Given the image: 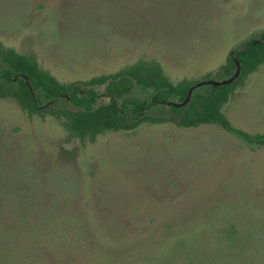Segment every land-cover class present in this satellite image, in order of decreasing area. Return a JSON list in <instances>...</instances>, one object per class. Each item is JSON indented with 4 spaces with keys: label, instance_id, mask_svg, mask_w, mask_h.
Returning <instances> with one entry per match:
<instances>
[{
    "label": "rangeland",
    "instance_id": "1",
    "mask_svg": "<svg viewBox=\"0 0 264 264\" xmlns=\"http://www.w3.org/2000/svg\"><path fill=\"white\" fill-rule=\"evenodd\" d=\"M263 34L264 0H0L3 48L31 54L61 83L82 87L139 58L159 62L175 83L225 79L218 71L231 51ZM94 89L102 95L98 104L108 103L105 85ZM151 92L135 86L128 97ZM42 105L76 110L68 97ZM224 112L252 139L264 136V65ZM144 115L180 120L164 104ZM61 183L70 186L62 196ZM29 188L44 198L68 197L70 206L82 197L94 214L116 215L127 231L135 228L130 217H139L144 235L169 218H196L206 224L196 232L203 240L208 230L204 249L215 264L264 263V145L216 127L143 124L82 142L67 140L53 117H29L12 99L0 100V195L26 197L35 192ZM234 224L239 247L253 245L241 256L217 235Z\"/></svg>",
    "mask_w": 264,
    "mask_h": 264
},
{
    "label": "trees",
    "instance_id": "2",
    "mask_svg": "<svg viewBox=\"0 0 264 264\" xmlns=\"http://www.w3.org/2000/svg\"><path fill=\"white\" fill-rule=\"evenodd\" d=\"M235 60L241 67V75L235 82L208 85L205 93L196 92L195 87L189 103L176 106L170 103L185 102L191 87L198 82L186 78L171 81L155 60L136 59L114 74L82 82V87L78 82L61 83L41 67L35 56L14 48L4 49L0 43V100L12 99L29 117H53L61 123L67 140L95 143L106 133L133 131L143 124L172 123L185 129L216 127L240 136L249 144L264 145L263 135H256L254 139L258 142H255L248 133L235 128L224 112L238 88L264 65V34L232 50L218 75L225 79L234 75ZM104 85L108 103L99 105L102 95L94 87ZM135 86L152 92L143 99L128 97ZM60 97H68L76 110L49 111L43 107L42 100ZM155 104L169 105L180 120L144 115ZM1 183L4 185V179ZM69 187L61 183V196ZM32 190L33 194L14 199L0 195V264H215L204 249L209 245L208 230L202 232L203 240L196 232L206 224L196 218H169L154 232L144 235L139 217H130L135 228L127 231L120 228L116 215L94 214L82 197L85 203L78 199L70 206L68 197L49 194L44 198L38 189ZM158 235L160 242L156 240ZM217 235L227 247L237 246L235 256L253 249V245L245 243L239 247L236 224ZM252 238L246 236L245 241ZM226 263L253 264L244 259Z\"/></svg>",
    "mask_w": 264,
    "mask_h": 264
},
{
    "label": "water",
    "instance_id": "3",
    "mask_svg": "<svg viewBox=\"0 0 264 264\" xmlns=\"http://www.w3.org/2000/svg\"><path fill=\"white\" fill-rule=\"evenodd\" d=\"M236 61V72L234 75H232L230 78H226V79H222V80H214V79H210V80H204V81H201L199 82L198 84L196 85H193L189 91V94H188V97L187 99L185 100V102L183 103H170V104H173V105H176V106H184L186 105L187 103H189L190 99H191V95H192V92L193 90L195 89V87L197 86H200V85H203V84H208V85H213V86H221V85H224V84H229V83H232V82H235L239 76L241 75V67L238 63L237 60Z\"/></svg>",
    "mask_w": 264,
    "mask_h": 264
}]
</instances>
